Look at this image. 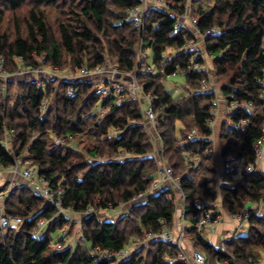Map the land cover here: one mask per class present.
<instances>
[{
    "label": "trees",
    "instance_id": "16d2710c",
    "mask_svg": "<svg viewBox=\"0 0 264 264\" xmlns=\"http://www.w3.org/2000/svg\"><path fill=\"white\" fill-rule=\"evenodd\" d=\"M162 1L164 8L150 7L138 23L129 13L141 6L140 0H0V58L12 76L6 88H0V168L13 167L21 158L50 188L63 189L61 211L25 180L8 193L4 215L21 223L5 236L0 231V264H182L176 261V247L161 240L147 242L120 261L91 254L96 248L115 254L128 250L130 242L158 233L161 220L168 226L174 221L177 200L168 189L136 204L117 222L97 215L99 209L130 204L156 179L158 162L151 157L154 147L145 129L143 100L125 98L130 93L126 89L120 102L112 96L102 104L105 112L99 118L95 83L40 78L44 68L76 74L111 61L129 75L141 51L149 52L155 74H138L136 81L143 93L154 97L156 136L162 159L176 178L180 176L185 219L194 225L203 201H219L224 213H248L246 234L228 242L226 251L235 264L260 261L264 213L256 215L257 209L250 207L264 204V174L254 169L236 181L234 174L223 172L227 184L220 185L217 176L225 164L255 165L254 145L264 123V0H190L198 30L216 31L201 48L211 63L208 70L193 69L196 64L205 66L201 58L194 59V52L166 57L167 50L177 52L193 37L189 27L175 30L186 0ZM49 11L57 13L54 27ZM21 67L26 77L18 74ZM176 73L185 77V94L174 98L163 83ZM213 77L218 90H204L202 80ZM69 87L75 90L72 97L67 96ZM44 100L50 103L42 110ZM230 102L249 103L252 110L241 105L228 111V121L216 124L215 111ZM192 130L197 138L189 141ZM5 138L7 147L1 143ZM54 138L64 143L56 145ZM183 153L198 157L199 165L186 170ZM89 208L95 214H86ZM67 211L80 218L75 249L68 244V234H62L69 221ZM40 221L47 224L37 237L33 231ZM57 233L62 236L53 242ZM190 234L207 264L229 258L195 229Z\"/></svg>",
    "mask_w": 264,
    "mask_h": 264
},
{
    "label": "built area",
    "instance_id": "2783aa9c",
    "mask_svg": "<svg viewBox=\"0 0 264 264\" xmlns=\"http://www.w3.org/2000/svg\"><path fill=\"white\" fill-rule=\"evenodd\" d=\"M141 6L135 8L134 10H131L129 13V19H134L138 23L142 22V19L149 14V8L150 7H161L164 8V3L162 0H140ZM186 27L190 28V31L192 33L193 39L187 42L181 49H179L177 53L179 52H194V59H202L204 60L206 58V54L201 50L204 42L213 34L216 33L214 29L206 30L204 32H200L197 28V21L194 18V15L191 13V7H190V0H186L185 2V12L181 16H177V23L175 26V30H181ZM149 58V52L148 51H141L138 56V64L136 69L131 76V89L135 90L138 95H141L143 97V101L147 104L148 108L146 111L143 112L144 119L155 132H157L158 128V118L156 113L152 109V103L154 100L153 95L150 93H143V86H139L136 81V77L138 74H146V75H154L155 74V68L153 65L148 63ZM205 68L198 67L196 64L193 69L195 70H201ZM191 68L189 67V70ZM110 70V65L106 63L104 66L95 67L92 69L88 68H82L80 69L73 77L72 80H68L70 82H79L82 80H90V79H99L103 77L106 72ZM117 69H115L116 71ZM114 70H111L110 74L115 73ZM23 70L19 71L18 74L22 75ZM25 74L27 71H24ZM109 74V76H111ZM108 76V77H109ZM6 77V71L4 69V60L0 58V79H3ZM108 80V79H107ZM210 79H203L201 86L202 88L208 89L210 88ZM264 85V83H263ZM38 86H40V82H38ZM127 89L126 86H120L117 84H112L110 81H105L100 83V88L98 89L99 92V102L96 107V110L98 112V115L101 116L104 113V109L102 108V104L104 102H107L111 99L112 96L117 98V101L120 102L122 100V94ZM75 95V90L72 87H69L67 90V96L72 97ZM264 96V94H263ZM47 101L44 100L41 106L42 110H45ZM245 106L249 111L252 110L251 104H239L238 102H230V105L227 107L228 110H236L239 106ZM243 125V123H242ZM11 133V132H10ZM262 137L255 143L254 145V153H255V165H249L245 168H242V166L238 162H233L230 164H225L223 166L222 173H219L217 176L218 184H227L224 178V173L234 174V177L237 175H240L244 173H250L254 169H257L259 162L262 159L261 155V148L264 144V123L262 124ZM189 141H192L197 138V134L195 130L191 131V135H189ZM71 140V138H68ZM158 142V170H157V177L152 183L151 188L146 194H139L137 195L130 204L136 205L145 203L151 196H154L158 193L165 192L167 189L174 193L176 197V212L174 216V221L172 223V226H168L165 220L160 221V231L158 233H149L145 235V239L147 242L154 241V240H161L164 243L167 244H173L177 249V256L176 261L182 263V264H207L206 259L204 255L199 252L198 250L193 249V243L191 239L190 230L195 229L197 233H201L202 236L206 232H214V228L221 224L223 221L221 213L223 212L221 209L220 202H216L215 204H210L206 202H201L197 209H199V213L193 217L194 225L192 226H186L185 222L186 219L184 217V202L185 198L182 193V190L180 188L181 179L173 178V169L162 159V144L157 136L155 139ZM70 142V141H68ZM1 143L7 147V139L1 141ZM56 145L63 144V140L56 139L54 141ZM179 147H183V143H179ZM183 158L186 164V170H189L190 168H196L200 160L198 157H192L188 153H183ZM121 158L124 157L122 154L120 156ZM257 166V167H256ZM14 173L19 174L23 180H25L38 194V196L41 199H44L46 203L49 205L54 206L59 211L62 210V195H63V189H52L46 182H44L38 175L36 169L32 167L31 165H28L27 162H24L21 158L16 160V163L13 167L10 168H0V173ZM224 172V173H223ZM237 181V180H236ZM169 183V184H168ZM15 180L10 181L9 189L5 192L0 193V231L3 236L6 235L7 231L9 229H17L21 223V220L18 218H7L4 215L3 211V201L7 197L8 193L11 191L12 188L15 187ZM178 196V197H177ZM179 205V206H178ZM251 209H257L256 215H261L264 213V204H254L250 207ZM221 212V213H220ZM224 213V212H223ZM67 214L69 215L70 212L67 211ZM86 214H95V210L93 208H89L86 211ZM225 217L233 224V229L228 231L224 238L230 239V241H223L221 240L218 247H220L221 251L224 254H227L226 251V244L228 242L233 241L235 238L239 236H244L247 232V225L249 221V214L244 213L241 215L237 214H228L224 213ZM46 221H40L38 226L34 229L33 235L40 237L43 234V230L46 226ZM63 235H66L67 232L64 230L62 231ZM204 237V236H203ZM144 240V241H145ZM143 244L140 243V245L137 247L139 248ZM60 248V246H58ZM136 248V249H137ZM92 255H96L98 258H106L111 259L115 258L117 261L123 260L124 258L128 257L130 255L128 250L121 251L119 253H113L112 251L108 250H100L96 248L94 252H91ZM229 258L219 262L218 264H235V258L232 255H228Z\"/></svg>",
    "mask_w": 264,
    "mask_h": 264
},
{
    "label": "rangeland",
    "instance_id": "374dc122",
    "mask_svg": "<svg viewBox=\"0 0 264 264\" xmlns=\"http://www.w3.org/2000/svg\"><path fill=\"white\" fill-rule=\"evenodd\" d=\"M46 14L48 16L49 23L54 27L55 26V20L57 18V13H55L53 11H49V12H46ZM175 54H176V52H173V50L169 49L166 52V57L167 58H171V57H174ZM150 60H151V58H150V55H149V58H148V63L149 64H151ZM204 62H205V69L206 70H208L209 67L211 68V63H210V61H209V59L207 57L204 59ZM108 64L110 65V70H108V72H106V74L103 77H101L99 79H95V80L94 79L88 80V81H91V82L95 83V88H97L96 90L98 91V89L100 88V83L105 82V81H107V82L110 81V82H112V84H117V85H120V86H126L127 89L130 90L129 92H133V94L129 93L128 95H125V98H128V97H130L132 95H137V92L135 90H132L131 87H129L132 84L131 83L130 74L129 75L128 74H124V73H121L120 71H118L116 65L112 61L110 63L108 62ZM21 69L23 70L24 68L21 67ZM44 69L45 70L40 72V74L43 75L40 78H44V77L47 78L48 76H50V78L58 79V81H61V80H66L67 81V79L68 80L69 79L72 80V77L75 75L74 72L69 71L70 69H66L64 71L58 70V69H52V68H50V69L49 68H44ZM115 69H117V70L115 71ZM111 70H114L115 73L110 74ZM24 71L25 70H23L21 76L26 77ZM109 74L111 76H109ZM21 76L19 75V77H21ZM11 77L12 76L10 74H8L7 71H6V77L3 78V79H0L1 80L0 88H2V89L6 88V83L5 82L10 80ZM36 77H38V76H36ZM163 84H164L165 91L170 93L174 98L183 96L185 94V92H184L185 77L183 75H181V74L176 73V74L170 76L166 80V82H164ZM209 86H210V88H214V90H218V83H217V81H216V79L214 77L211 78ZM9 87L10 86L8 85L7 88H9ZM9 89L13 90L12 87H10ZM142 99H143V97L141 95H139V100H142ZM49 103H50V101L47 102L46 107L48 106ZM140 107H141V111L142 112L146 111L147 108H148V106L145 103V101L140 105ZM226 111H227V109H226L225 106L219 105L218 109L216 110V112H218L216 114V116H217L216 121L218 120V122L220 121V123L222 122V120L223 121L224 120L228 121L229 120V116L227 114H225ZM96 112H97V110H96ZM104 112H105V110H104ZM97 114H98V112H97ZM98 117L101 118V117H103V115H101V116L98 115ZM145 125H146L145 129L147 131L148 137L150 138V140H151V142L153 144V147H154L153 151H152V154H151V157L156 162H158V148H159V146H158V142L156 140H154L157 133L150 126H148L149 124L147 122L145 123ZM176 125H177L176 136L179 137V132H178L179 123H177ZM189 135H191V133H189ZM189 135H188V140L190 138ZM54 139L56 140V139H59V138H54ZM68 141H70V140H68ZM77 141L78 140H76V142ZM70 143H72V142H69V144ZM83 145H80L78 147L81 149V148H83L82 147ZM72 146H73V143H72ZM183 162H184V158H183ZM27 164L31 165V163H29V162H27ZM184 165H186L185 162H184ZM185 168H186V166H185ZM157 169H158V167H157ZM156 177H157V175H156ZM179 177H177V178H179ZM173 178L177 179L174 176V174H173ZM12 179L15 180V184H16L15 187L19 186L20 183L23 180L19 174H14V173H11V172L10 173L1 172L0 173V189L7 191L10 188L9 185H10V181ZM239 179H240V175L235 176V180H239ZM135 206H137V205L121 204V205L118 206V209H116V210L112 209V206H111V207H109V210L99 209L98 212H97V215H98V217L101 220H107V221H110V222H117V220L119 218H121L123 216V214H127L129 212V210L133 209ZM221 215H222V218L225 217L223 212L221 213ZM68 217H69L68 224L62 231L65 230L67 232V234H68V238H67L68 244H69V242L72 243L71 246L73 247V249H75L76 245L79 243L78 239L80 237L79 236L80 235V232H79L80 231V218H78V216H72L71 214L68 215ZM188 219L189 218H187V220L185 222V225L190 227L191 223L189 222ZM44 229H46V228H44ZM61 236H62L61 233L60 234L57 233V234L53 235V239H54L53 242H56L57 239L60 238ZM203 236L209 243L212 244L211 239H210L209 236H207L206 232L204 233ZM143 238H145V236ZM143 238L139 242L138 241L130 242V245L127 247L129 253H132L134 251V249H136L140 245V243H142L143 245L147 243V241L145 239H143ZM64 241H66V240L64 239ZM223 241H230V239L224 238ZM193 249L196 250L194 247H193ZM259 258H260V261H261L262 258H264V251L260 252Z\"/></svg>",
    "mask_w": 264,
    "mask_h": 264
},
{
    "label": "crops",
    "instance_id": "0c3cea01",
    "mask_svg": "<svg viewBox=\"0 0 264 264\" xmlns=\"http://www.w3.org/2000/svg\"><path fill=\"white\" fill-rule=\"evenodd\" d=\"M131 94H133V92H130ZM134 98H137V99H139V95L137 94V95H132ZM138 96V97H137ZM223 106V105H222ZM226 109H227V111L225 112V114H227L228 113V108H227V106H226ZM218 112H216L215 111V114H217ZM223 121V120H222ZM225 121V120H224ZM217 123H219L218 122V120L216 121ZM216 123V124H217ZM261 155H262V159H261V161L259 162V164H258V167H257V170L258 171H260L261 173H263L264 174V144H263V146H262V148H261ZM233 229V224L226 218V217H224L223 218V221H222V223L221 224H219V225H217L215 228H214V232L212 233V232H208V234H207V236H209L210 237V239H211V242H212V244L214 245V246H218L219 245V243H220V241L221 240H223L224 239V236H225V234L228 232V231H230V230H232ZM218 264V263H217ZM257 264V263H256ZM258 264H264V258H262L261 259V261L260 262H258Z\"/></svg>",
    "mask_w": 264,
    "mask_h": 264
}]
</instances>
